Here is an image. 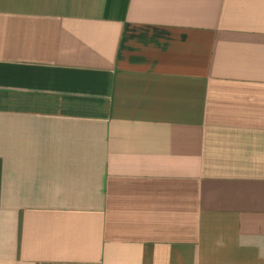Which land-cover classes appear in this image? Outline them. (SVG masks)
I'll return each mask as SVG.
<instances>
[{
    "label": "crops",
    "instance_id": "0c3cea01",
    "mask_svg": "<svg viewBox=\"0 0 264 264\" xmlns=\"http://www.w3.org/2000/svg\"><path fill=\"white\" fill-rule=\"evenodd\" d=\"M0 264H264V0H0Z\"/></svg>",
    "mask_w": 264,
    "mask_h": 264
}]
</instances>
